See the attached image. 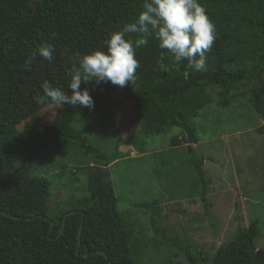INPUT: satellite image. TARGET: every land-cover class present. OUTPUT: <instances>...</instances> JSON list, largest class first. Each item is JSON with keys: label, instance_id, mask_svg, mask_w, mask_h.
I'll return each mask as SVG.
<instances>
[{"label": "trees", "instance_id": "trees-1", "mask_svg": "<svg viewBox=\"0 0 264 264\" xmlns=\"http://www.w3.org/2000/svg\"><path fill=\"white\" fill-rule=\"evenodd\" d=\"M146 2L150 0H0V116L10 105L8 80L25 71L26 59L34 54L32 67L46 60L38 54L45 42L54 46L53 55L65 56L101 31H122L138 19ZM198 3L216 29L206 71L189 69L187 61L176 65L153 34L146 47L136 49L140 64L136 84L129 82L130 89L121 99L112 94L110 81L103 83L102 91L92 80L89 84L98 91L92 97L94 109L59 105L52 118L23 116L20 130L0 132V264H149L145 260L149 242L137 236L136 222L129 220L132 212L119 211L113 185L107 181L106 167L114 158L86 143L72 126L77 116L92 118L100 129L110 131L119 127L116 111L130 103L135 124L121 128L126 135L138 130L143 136H151L180 128L171 146L189 144L192 157L188 161L202 182V200H206L205 158L193 147L198 137L191 118L209 104L227 108L245 96L264 118V0ZM161 56L166 57L163 63L171 71L160 69ZM185 72L189 73L188 80ZM64 93L73 95L68 85ZM257 132L264 135V124ZM25 139L41 142L34 152V163H29ZM43 145L54 146L61 155L82 150L96 160L83 168L88 176L84 197L77 206L59 214H53L49 204L51 182L32 171ZM155 205L159 206L157 201L151 208ZM258 235V220L239 225L234 235L217 248L211 263L264 264V249L258 250L255 245ZM189 258L196 263L192 253Z\"/></svg>", "mask_w": 264, "mask_h": 264}, {"label": "rangeland", "instance_id": "rangeland-1", "mask_svg": "<svg viewBox=\"0 0 264 264\" xmlns=\"http://www.w3.org/2000/svg\"><path fill=\"white\" fill-rule=\"evenodd\" d=\"M109 33L101 31L65 56L55 54L52 61L34 65L31 72L25 70L11 77L6 85L10 105L0 116V132L20 130L23 116L54 117L58 105L50 99L37 103L36 98L45 95L42 85L50 82L63 92L65 85L70 88L73 69L80 68L85 56L97 50L107 53ZM93 81L104 91L103 83ZM85 89L91 97L98 92L89 83L81 84V92ZM110 89L121 99L130 85ZM114 118L119 127L110 131L100 129L92 118L84 116H77L72 126L87 144L114 158L106 167L107 181L113 185L119 211L132 212L129 220L136 222L137 236L149 242L145 259L149 264H192L191 253L195 264H212L217 248L234 235L239 225L247 226L252 220L259 221L255 245L258 250L264 249V135L257 132L264 118L255 111L249 96L227 108L209 104L191 118L198 137L193 147L205 158V201L202 182L188 161L192 157L189 144L171 146L180 128L151 136H143L138 130L126 135L121 128L135 124L130 103L116 111ZM40 145L33 139L24 140L30 152L29 163L35 162L34 152ZM39 153L32 171L52 184L49 204L53 214L77 206L88 184L83 168L96 160L82 150L61 155L52 145H43ZM155 201L159 206L151 208Z\"/></svg>", "mask_w": 264, "mask_h": 264}, {"label": "clouds", "instance_id": "clouds-1", "mask_svg": "<svg viewBox=\"0 0 264 264\" xmlns=\"http://www.w3.org/2000/svg\"><path fill=\"white\" fill-rule=\"evenodd\" d=\"M144 11L138 19L127 24L122 31L109 33L106 41L107 53L101 50L83 58L80 68L73 69L70 89L73 95H66L50 82L42 85L43 97H37V103H45L50 99L55 105L83 106L94 109V100L85 89L81 92L82 83H90L95 79L97 85L108 83L123 89L129 82L136 84V74L140 67L136 59V49L146 47L149 38L154 34L160 41L161 50H167L179 65L187 61V67L196 72L207 70V54L212 51L216 40V29L206 14L205 8L198 0H150L144 5ZM133 36L139 39L133 40ZM55 48L45 42L39 48V56L48 61L54 59ZM35 54L26 59L24 68L31 72ZM161 56L160 69L171 71L172 68L163 63ZM188 80L189 73H184Z\"/></svg>", "mask_w": 264, "mask_h": 264}, {"label": "water", "instance_id": "water-1", "mask_svg": "<svg viewBox=\"0 0 264 264\" xmlns=\"http://www.w3.org/2000/svg\"><path fill=\"white\" fill-rule=\"evenodd\" d=\"M1 212L5 214L4 211H1ZM75 213H77V212H73L71 214H75ZM67 216H68V214H66L65 217H64V223H63V226H62L61 231H63V228H64V225H65V221H66ZM52 225H53V222H52ZM81 230H82V225L80 226L79 234H78V248H80V245H81ZM51 231H52V227H51Z\"/></svg>", "mask_w": 264, "mask_h": 264}, {"label": "crops", "instance_id": "crops-1", "mask_svg": "<svg viewBox=\"0 0 264 264\" xmlns=\"http://www.w3.org/2000/svg\"><path fill=\"white\" fill-rule=\"evenodd\" d=\"M167 202H168V201H167ZM167 202H166V203H167Z\"/></svg>", "mask_w": 264, "mask_h": 264}]
</instances>
